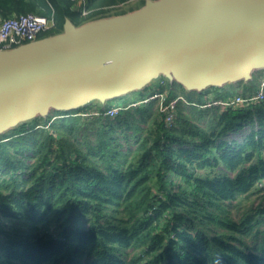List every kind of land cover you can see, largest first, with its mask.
<instances>
[{
    "label": "trees",
    "instance_id": "trees-1",
    "mask_svg": "<svg viewBox=\"0 0 264 264\" xmlns=\"http://www.w3.org/2000/svg\"><path fill=\"white\" fill-rule=\"evenodd\" d=\"M131 1L0 0V22L45 17L42 39ZM259 77L201 93L173 84L168 99L186 103L171 127L152 101L113 119L83 116L97 105L54 112L0 135V264H264V100L203 108L253 96Z\"/></svg>",
    "mask_w": 264,
    "mask_h": 264
},
{
    "label": "water",
    "instance_id": "water-1",
    "mask_svg": "<svg viewBox=\"0 0 264 264\" xmlns=\"http://www.w3.org/2000/svg\"><path fill=\"white\" fill-rule=\"evenodd\" d=\"M264 71V0H146L137 10L0 51V135L159 77L201 93ZM158 81V82H159Z\"/></svg>",
    "mask_w": 264,
    "mask_h": 264
},
{
    "label": "built area",
    "instance_id": "built-area-1",
    "mask_svg": "<svg viewBox=\"0 0 264 264\" xmlns=\"http://www.w3.org/2000/svg\"><path fill=\"white\" fill-rule=\"evenodd\" d=\"M87 12L83 11L82 15H86ZM51 27V21L45 17L37 15H25L20 17L11 18L0 22V51L11 50L17 48L24 44L35 42L40 38V35L49 30ZM173 84L166 82L165 80H160L153 88V92L141 101L130 104L129 106L114 105L108 108H101L100 110L92 111L88 114H83V116H102L103 118L113 119L119 115L120 112L127 110L130 107H136L139 105H145L152 101H156V107L160 113L164 124L167 127L173 125L176 109L179 102L186 103L185 99L178 96L173 99H168V91ZM163 87V91H160V87ZM264 100V78L260 80L259 89L253 96H248L243 98L237 96L232 99L224 101H212L209 102L205 107L218 106L222 109H238L251 105H256ZM237 138L239 133L230 134L228 136L229 140ZM237 140V139H233Z\"/></svg>",
    "mask_w": 264,
    "mask_h": 264
},
{
    "label": "rangeland",
    "instance_id": "rangeland-1",
    "mask_svg": "<svg viewBox=\"0 0 264 264\" xmlns=\"http://www.w3.org/2000/svg\"><path fill=\"white\" fill-rule=\"evenodd\" d=\"M140 0H133L131 1L130 3H127L125 5H119L116 9V11H120V12H130L131 10H134L137 8L138 6V3H139ZM146 0H144L145 2ZM112 14L115 13V11H111ZM264 75V73H263ZM154 84H152V86L148 87V88H145L144 90L142 91H139V92H134V93H131V94H128L126 95L127 98L129 99V102H138V101H141L142 99H144L145 97L149 96L151 94V92H153V88H155L154 86L158 83L159 81V77L155 78L154 79ZM112 102H114V100H111V101H108L106 104H111ZM116 102L112 103V105H114ZM100 106L97 107L98 110H100ZM95 109V108H93ZM91 109V110H93ZM50 115H54V112L51 113ZM249 131V128H246L245 130L241 131L240 132V135L237 136V138H233L234 135L230 136L232 137V140L233 139H237L238 141L241 140V138L246 135V133Z\"/></svg>",
    "mask_w": 264,
    "mask_h": 264
},
{
    "label": "crops",
    "instance_id": "crops-1",
    "mask_svg": "<svg viewBox=\"0 0 264 264\" xmlns=\"http://www.w3.org/2000/svg\"><path fill=\"white\" fill-rule=\"evenodd\" d=\"M263 73H264V71H259V72H257V74L260 75V77H259V81H260L262 78H264ZM210 97H211V96L209 95V98H210Z\"/></svg>",
    "mask_w": 264,
    "mask_h": 264
}]
</instances>
